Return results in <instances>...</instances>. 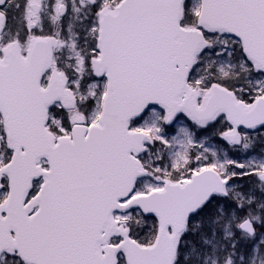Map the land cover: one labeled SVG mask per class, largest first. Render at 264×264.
I'll use <instances>...</instances> for the list:
<instances>
[{
  "label": "snow or ice",
  "instance_id": "obj_1",
  "mask_svg": "<svg viewBox=\"0 0 264 264\" xmlns=\"http://www.w3.org/2000/svg\"><path fill=\"white\" fill-rule=\"evenodd\" d=\"M0 264H264V0H0Z\"/></svg>",
  "mask_w": 264,
  "mask_h": 264
}]
</instances>
